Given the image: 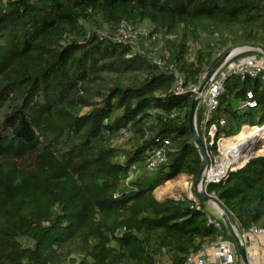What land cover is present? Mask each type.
<instances>
[{
	"label": "trees",
	"instance_id": "16d2710c",
	"mask_svg": "<svg viewBox=\"0 0 264 264\" xmlns=\"http://www.w3.org/2000/svg\"><path fill=\"white\" fill-rule=\"evenodd\" d=\"M123 20L149 29L138 46L115 39ZM244 44L264 47V0H0V264H184L231 237L208 201L155 190L201 167L193 94L175 92L172 67L196 84ZM212 121L226 137L263 126L264 76L229 77ZM207 191L244 227L264 226V154Z\"/></svg>",
	"mask_w": 264,
	"mask_h": 264
},
{
	"label": "built area",
	"instance_id": "2783aa9c",
	"mask_svg": "<svg viewBox=\"0 0 264 264\" xmlns=\"http://www.w3.org/2000/svg\"><path fill=\"white\" fill-rule=\"evenodd\" d=\"M139 33L147 35L149 33V29L147 27H143L141 29L135 28L129 22L123 20L114 37L119 42H129L133 46H138L137 36ZM240 52H243V50L233 49L231 51V53L215 68L210 77L208 85L203 89V91H199V87L207 73L204 74L203 78H200L198 83L185 84L184 73L178 68L172 67L175 92L177 94H183L189 91L193 94V96L196 95L200 97L197 110H201V124L198 126L197 123V127L205 142L207 153L211 158V163L208 166L205 174L204 187L206 190L208 183L221 180V178L225 177L228 171L226 169L218 176L211 174L213 168L217 164V159L219 156H221H218V154H212L211 145H213L215 142H221L222 144L226 138L232 137L218 135V122L212 121L213 113L219 105V97L225 90L227 80L233 75L240 76L243 79L253 78L261 75L264 76V53L259 51V54L245 55L239 58H234V56ZM154 61L159 65H164L165 62L162 57H156ZM256 104L257 100L254 97L253 91H247V98L243 102V105L253 107ZM219 121L221 124L225 123L223 118ZM127 136L128 132L123 130L120 140H123ZM218 150L222 153L221 148L219 149L218 147ZM164 159L165 151L162 148L154 150L149 159L148 169L153 170ZM214 160L216 161L215 163ZM136 172H138V168L133 165L128 180L132 179ZM211 194H214V192H211ZM189 197L193 198V200L196 201V205H198V197H196V195H191ZM218 215L220 218H217L209 213L208 221L215 224L218 229H222L224 221L221 214L219 213ZM231 215L234 229L241 242L245 245L248 263L264 264V257H258L256 255V251L258 249L264 252V226L252 224L249 227H244L238 218H236L232 213ZM184 264H244V261L242 260L238 247L233 238L225 235L224 232H221L214 239L206 240L198 249L191 251L188 254Z\"/></svg>",
	"mask_w": 264,
	"mask_h": 264
},
{
	"label": "water",
	"instance_id": "95a60500",
	"mask_svg": "<svg viewBox=\"0 0 264 264\" xmlns=\"http://www.w3.org/2000/svg\"><path fill=\"white\" fill-rule=\"evenodd\" d=\"M233 49H237V50L240 49L243 51L256 49V50L262 51L264 53V47L259 45V44L238 45V46L234 47ZM233 49H231L229 52L224 54L217 61V63L207 72V74L205 75L204 79L202 80V82L200 84L199 91H203V89L208 85L210 77H211L212 73L214 72L215 68L231 53V51ZM199 100H200V97H198L196 95L193 96L192 101H191L190 113H189V125H190V129H191L192 138H193L194 143L197 146L199 154L201 156L200 171H199V174L197 175V177L194 181L195 194H196V197H198L204 201H211L214 204V206L217 208L218 212L221 214L222 219H223L231 237L235 241V243L238 247L239 253L242 257V260L244 261V264H249L245 245L241 242L238 234L236 233V231L234 229V226L232 223L231 212L226 208V206L222 203V201L216 195L207 192L206 188L204 187L205 186L204 185L205 184V174H206V171L208 169V166L211 163V158L209 157V155L207 153L205 142H204V140H203V138H202V136L198 130V127H197L196 112H197V106H198ZM261 145H262L261 141H258L257 143L253 144L251 146V149H250L251 153L248 154V156L244 157V158H246L245 161L242 164L235 163L234 166L228 167L227 170L237 169V168L242 167L249 160V158L258 154L257 151L261 148ZM260 154H262V153H260ZM241 160H242V158H241ZM169 197H174V196H169ZM215 203H217L218 206L215 205Z\"/></svg>",
	"mask_w": 264,
	"mask_h": 264
},
{
	"label": "bare ground",
	"instance_id": "6f19581e",
	"mask_svg": "<svg viewBox=\"0 0 264 264\" xmlns=\"http://www.w3.org/2000/svg\"><path fill=\"white\" fill-rule=\"evenodd\" d=\"M258 141L264 142V125H246L237 135L226 138L221 146L222 155L217 159V164L211 174L218 176L228 167L234 166L235 163L242 164L246 159L244 157L251 153L249 151L251 146ZM257 152L264 153V145ZM215 205L218 206L217 203Z\"/></svg>",
	"mask_w": 264,
	"mask_h": 264
},
{
	"label": "rangeland",
	"instance_id": "374dc122",
	"mask_svg": "<svg viewBox=\"0 0 264 264\" xmlns=\"http://www.w3.org/2000/svg\"><path fill=\"white\" fill-rule=\"evenodd\" d=\"M233 79L234 77L231 78V80ZM221 145H222L221 142L217 143V146L219 147V149L221 148ZM263 145H264V142L262 143L261 146ZM259 153H263V152H259ZM219 155H222V153L219 152L218 156ZM215 162L216 161L214 160V163ZM194 181L195 180L191 176L187 174H181L177 176L176 178L170 179L166 181L164 184L157 187L155 190V194L158 198H164L166 196H174L175 198H178L182 196L183 194H186L188 196L196 195L195 190H194ZM206 206L209 210L218 213L217 208L214 206V204L211 201H208L206 203Z\"/></svg>",
	"mask_w": 264,
	"mask_h": 264
},
{
	"label": "crops",
	"instance_id": "0c3cea01",
	"mask_svg": "<svg viewBox=\"0 0 264 264\" xmlns=\"http://www.w3.org/2000/svg\"><path fill=\"white\" fill-rule=\"evenodd\" d=\"M256 255L258 256V257H260V256H262V257H264V252H262L261 250H257L256 251Z\"/></svg>",
	"mask_w": 264,
	"mask_h": 264
}]
</instances>
